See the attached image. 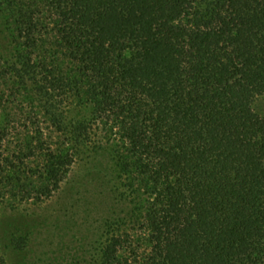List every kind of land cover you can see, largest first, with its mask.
<instances>
[{"label": "trees", "instance_id": "trees-1", "mask_svg": "<svg viewBox=\"0 0 264 264\" xmlns=\"http://www.w3.org/2000/svg\"><path fill=\"white\" fill-rule=\"evenodd\" d=\"M262 99L264 0H0V203L89 161L120 213L87 264H264Z\"/></svg>", "mask_w": 264, "mask_h": 264}, {"label": "rangeland", "instance_id": "rangeland-1", "mask_svg": "<svg viewBox=\"0 0 264 264\" xmlns=\"http://www.w3.org/2000/svg\"><path fill=\"white\" fill-rule=\"evenodd\" d=\"M257 106L264 113V99ZM10 108L18 138L34 131L36 125L26 118L29 104L12 103ZM113 140L106 130L99 131L100 144ZM93 168L89 161L76 162L60 190L47 200L7 197L1 201L0 252L8 264H79L85 259L87 264L98 255L102 221L120 209L111 201L106 185L94 178Z\"/></svg>", "mask_w": 264, "mask_h": 264}]
</instances>
